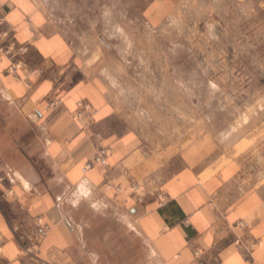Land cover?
<instances>
[{
  "label": "crops",
  "instance_id": "crops-1",
  "mask_svg": "<svg viewBox=\"0 0 264 264\" xmlns=\"http://www.w3.org/2000/svg\"><path fill=\"white\" fill-rule=\"evenodd\" d=\"M0 2V46L26 48L0 59V173L10 171L30 189L15 182L17 198L1 203L0 264H103L105 254L66 210L72 191L121 214L124 237L102 240L120 245L121 264L133 254L126 257L130 244L137 246L136 264H264V186L250 179L255 153L238 154L242 142L230 154L222 151L231 131L214 130L192 105L176 106L171 77L141 90L122 79L118 91V82L83 59L36 0ZM13 60L22 65L11 72ZM161 83L171 93L162 94ZM53 97L61 103L47 108ZM79 101L91 108L74 118ZM176 117L185 124L176 127ZM99 147L110 149L107 165L83 173ZM134 184L140 202L130 191ZM37 215L50 229L37 255H24L9 220ZM252 240L259 243L249 248Z\"/></svg>",
  "mask_w": 264,
  "mask_h": 264
},
{
  "label": "rangeland",
  "instance_id": "rangeland-1",
  "mask_svg": "<svg viewBox=\"0 0 264 264\" xmlns=\"http://www.w3.org/2000/svg\"><path fill=\"white\" fill-rule=\"evenodd\" d=\"M36 1L83 59L118 82V91L122 79L141 90L171 77L176 106L192 105L214 130H230L222 151L244 143L237 153H255L250 179L264 186V0ZM159 88L171 93L165 83ZM174 121L185 124L183 117ZM66 210L105 254L103 264H121L120 245L102 244L122 235L121 214L81 191L70 193ZM136 249L128 246L127 264H136Z\"/></svg>",
  "mask_w": 264,
  "mask_h": 264
},
{
  "label": "built area",
  "instance_id": "built-area-1",
  "mask_svg": "<svg viewBox=\"0 0 264 264\" xmlns=\"http://www.w3.org/2000/svg\"><path fill=\"white\" fill-rule=\"evenodd\" d=\"M2 7L3 4L0 2V20H3L4 17L2 15ZM4 33H0V39ZM25 47L19 46L17 47L14 42H9L8 45L6 46H0V59L3 56H9L12 57L17 54H22L25 51ZM21 61L20 60H13L10 62L8 69L11 72L16 71L17 68L21 66ZM61 103V98L60 97H53L50 98L47 101V108H56L59 104ZM78 110L76 111L75 115L73 116L74 118H79L85 111L89 110L91 108V105L87 102H82L79 101L77 103ZM110 154V149L108 147H99L94 156L87 160L84 165L81 167V171L84 173L90 168H92L94 165H100L105 167L107 165V159ZM9 172H2L0 173V210H1V203L4 200V198H17V193L13 188V184L15 182H18L22 189L27 191L30 190L28 186L24 185L21 180H14L9 177ZM107 188H111L112 185L109 183H105ZM114 189L116 192H120L121 188L120 186H114ZM130 191L133 195L136 197V201L140 202L141 201V195H139L138 192V187L136 184L131 185ZM157 200L159 206L164 204V199L161 194L157 195ZM126 201V200H125ZM124 201V202H125ZM187 222V220H185ZM238 225L240 227H246L248 224L243 221H239ZM9 227L11 230V233L13 237L17 240L18 245L20 247L21 252L24 255L28 256H36L39 248L41 241L43 238L46 236L48 230L50 229V226L44 221L43 217L40 215H37L35 217L29 218L26 221L19 220V219H10L9 220ZM238 242H241L240 239L237 240ZM4 242V236L0 234V245ZM259 243L258 240H252V241H247L245 244L251 248L255 244ZM195 255H199V251L195 250Z\"/></svg>",
  "mask_w": 264,
  "mask_h": 264
},
{
  "label": "bare ground",
  "instance_id": "bare-ground-1",
  "mask_svg": "<svg viewBox=\"0 0 264 264\" xmlns=\"http://www.w3.org/2000/svg\"><path fill=\"white\" fill-rule=\"evenodd\" d=\"M231 126V125H230ZM232 128V127H231Z\"/></svg>",
  "mask_w": 264,
  "mask_h": 264
}]
</instances>
